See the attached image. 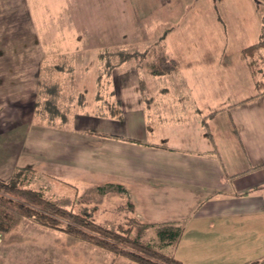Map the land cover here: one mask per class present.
<instances>
[{"label":"crops","instance_id":"1","mask_svg":"<svg viewBox=\"0 0 264 264\" xmlns=\"http://www.w3.org/2000/svg\"><path fill=\"white\" fill-rule=\"evenodd\" d=\"M59 1L71 0H0V173L26 167L39 179L45 175L63 185L75 181L103 189L95 192L100 196L116 190L132 205L137 222L180 226L169 255L183 264L264 260V91L258 94L241 55L246 46L226 42L213 51L210 65L234 68L237 80L250 82L246 89L252 86L254 92L230 100L228 93L215 91L226 84H200L195 66L186 73L190 82L175 79L179 65L165 52V36L163 54L175 61V70H149L144 82L139 72L124 70L125 62L115 67L119 109L110 117L119 122L91 111L95 105L87 103L65 126L50 128L36 122L32 111L39 71L50 55L82 51L73 48L70 38L60 41L56 35L49 9ZM232 1L245 2L221 0ZM256 10L250 14L253 29ZM183 63L192 66L193 56ZM205 97L211 105L200 103ZM10 216L0 225V264H135Z\"/></svg>","mask_w":264,"mask_h":264},{"label":"rangeland","instance_id":"2","mask_svg":"<svg viewBox=\"0 0 264 264\" xmlns=\"http://www.w3.org/2000/svg\"><path fill=\"white\" fill-rule=\"evenodd\" d=\"M218 1L71 0L52 2L53 7L49 9V12H51L50 16L53 20L55 19L54 27L56 35L61 37L60 41L64 40L66 42L69 38L74 41L73 48L75 50L82 48L80 52L73 51L72 54H67V57L71 58L73 66L72 75L74 80L72 86L74 93L80 95L79 103H82L83 106L87 103L90 106L94 104L95 107H89V109L97 113L98 109H96V105L97 108H104L105 110H100L105 111L109 117L112 114V110L113 114H115L114 110L119 109L116 85L113 81V77L116 75L115 68L110 72L111 81L108 84L104 83L106 80L104 77L98 82V94L102 98L97 99L95 97L96 85L94 80L96 76L95 61L97 50L104 46L112 49L120 45L121 47L130 49L133 47L136 50L142 51V48L153 43L158 37H161L167 28L171 27L172 29L176 25L178 26L165 35V52L178 62L177 66L179 65L175 79H182L185 83L190 82L187 77V71L195 66V69L200 73L198 76L200 84L203 82L208 84L209 87H224L226 84L227 88L215 89V91H220L223 94L225 92L228 93L230 100H234L237 95L248 94L250 90L254 92L255 90H253L252 86L250 90L246 89L247 86H250V82L247 83L241 79L237 80L234 68H225L226 65L217 62H213L212 66L210 62L215 59V57H212L213 51L223 47L226 42H233L236 46L242 45L244 47L249 43V41L245 42L246 39H252L250 43L256 40L260 25L259 20L261 21L264 18V0H257L259 2L257 7L255 4L256 0L255 2L254 0H249L251 3L250 8L247 0L242 5L239 4L242 1L238 4L233 1L228 4ZM255 8H257V25L253 29L250 14L252 15V11ZM234 12L236 16L233 18L231 13ZM223 24H225V28ZM160 55L161 53L158 52L157 57ZM189 55L193 56V64L192 66L184 67L185 64L183 62L187 60V56L189 57ZM50 57L54 61L61 59V56L52 55L47 58ZM207 62H209L208 65ZM132 63L133 61L125 62L124 70H127L129 73L135 71L136 74L139 72L144 82H146L145 78L148 77L147 74L151 69L150 60L144 59L140 67H136L135 70L132 67ZM62 75L64 73H59L56 76L62 77ZM183 75H185L184 78L182 77ZM234 87H237L236 94H234ZM110 91L112 92L111 95ZM210 101L208 97H205L200 103L205 102L209 106L211 105L209 104ZM215 101H212V103H215ZM109 105L112 108L110 110H108L109 107L107 108ZM72 110L74 113L79 109H77V105H73ZM114 117L111 119L120 121V119H117L119 117ZM35 121L38 122V120ZM128 121L124 120L123 122L127 123ZM120 140L123 141L125 138L123 137ZM12 175V173H0L1 180H9ZM38 176L26 175L24 181L28 180L31 183L34 181L30 186L31 188H45L44 192H46V195L61 206L68 207L74 204L75 211L85 208L102 225L115 227L118 223H123L126 215L129 214L127 210L123 212L119 209V205L125 208L126 202L119 193H116V190L112 193L110 190H107L108 192H106L105 196H100L95 193L98 191L95 186H91L90 188L89 184L87 185L85 182L77 184L73 181L71 184L68 182L67 185H63L60 181L56 183L55 180L53 182L45 179L47 178L45 175H42L40 179ZM11 213L15 214L11 205L2 202V198H0V217L2 214L10 216ZM18 221L21 222L23 220ZM3 222L4 220L0 218V223ZM23 226L34 228L37 225L23 221ZM157 229L158 227L152 226L139 229L138 233L141 236L142 242L151 243L157 241L155 233ZM135 233L133 232L132 234L135 236ZM160 250L162 254L169 255L171 248L170 246H164Z\"/></svg>","mask_w":264,"mask_h":264},{"label":"trees","instance_id":"3","mask_svg":"<svg viewBox=\"0 0 264 264\" xmlns=\"http://www.w3.org/2000/svg\"><path fill=\"white\" fill-rule=\"evenodd\" d=\"M255 4L257 7L259 2L256 0ZM166 32L167 30L153 43L144 47L142 51L124 47L116 51L107 48L98 49L95 61V97L97 99L102 98L98 94V82L104 77L106 78L104 83L108 84L111 81V70L122 62L133 61L134 66L139 68L144 59H149L150 71L153 74L175 70V61L163 54V42ZM258 32L256 41L242 48L241 55L244 57L246 67L249 68L254 79L255 89L260 94L264 91V18L261 19ZM158 52L162 53L159 57H157ZM60 58L56 61L47 59L43 62V66L39 71L38 89L32 109L34 119L50 128L65 126L73 114V105H77L79 110H83V104L79 103L80 95L75 94L73 91L71 58H68L67 55H62ZM59 73H64V75L62 77L56 76ZM66 76L69 78L67 79ZM139 84L142 85V88L143 83H141V80H139ZM111 93L110 91V95ZM104 105L106 106V104ZM107 108L108 110L112 109L111 105ZM96 109H98V113H105L100 110L104 108L99 107ZM13 170V175L9 180L0 179V198H2V202L11 205L17 216L41 227H47L75 237L92 247L108 251L115 258L122 257L135 264H183L175 256L162 254L160 250L164 246L174 244L181 236V228L175 222H166L159 225L137 222L133 216L132 205L130 202H126L123 212L127 210L129 214L126 215L124 222L118 223L115 227H108L97 222L85 208L75 211L74 204L68 207L61 206L46 195L45 188H31L30 181H24V177L31 175L33 169L15 167ZM116 188L122 192L119 186ZM97 190L100 193L104 192L103 189ZM119 209L123 210L121 206ZM10 217L2 214L0 218L7 222ZM150 226L158 227L155 232L157 241L142 242L138 231L141 228ZM133 232H136L135 236L132 234ZM249 263L264 264V260L244 262V264Z\"/></svg>","mask_w":264,"mask_h":264}]
</instances>
